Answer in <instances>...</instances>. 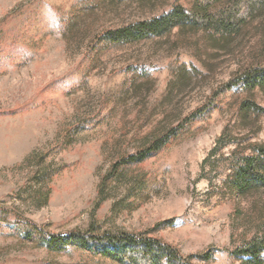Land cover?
I'll return each mask as SVG.
<instances>
[{"label":"rangeland","instance_id":"obj_1","mask_svg":"<svg viewBox=\"0 0 264 264\" xmlns=\"http://www.w3.org/2000/svg\"><path fill=\"white\" fill-rule=\"evenodd\" d=\"M191 1L151 0L140 10L106 0H0V264H116L71 247L37 246L22 238L28 223L45 236L93 221L101 230H152L184 255L208 252V261L194 259L200 264H239L232 251L264 234V190L230 196L224 183L234 145L212 151L225 128L240 134L234 103L244 93L211 95L229 78L231 61L220 57L211 75L173 37L107 47L93 35ZM85 8L92 12L75 30L71 21ZM181 65L207 78L165 101ZM135 77L148 88L126 90ZM209 96L215 108L196 131L138 167L143 188L113 183L98 202L117 138L125 134L122 148L131 152L166 111L179 105L185 114ZM254 99L264 107V92ZM260 125L250 141L264 143V115Z\"/></svg>","mask_w":264,"mask_h":264},{"label":"trees","instance_id":"obj_2","mask_svg":"<svg viewBox=\"0 0 264 264\" xmlns=\"http://www.w3.org/2000/svg\"><path fill=\"white\" fill-rule=\"evenodd\" d=\"M151 3V0H106L107 5H135L140 10L151 8ZM102 5L105 4L102 2ZM91 12L89 8L79 9L71 21L72 28L78 29ZM93 35L107 47L173 37L172 43L177 48L192 49L193 56L211 75L219 66L220 57L229 59L234 68L220 89L213 90L211 95L215 98L223 90L232 88L244 93L245 96L234 103V127L240 134L234 136L225 128L212 151L234 145L230 172L224 183L230 196L243 198L264 190V143L250 141L251 136L260 132V118L264 115V107L254 99L255 91L264 92V0H192L187 7L176 3L166 13L140 16L100 31L94 30ZM139 75L149 77L145 73ZM136 77L126 90L137 93L148 88ZM206 78L199 69L181 65L167 87L165 101L172 99L174 92L181 94ZM213 98L209 96V100L185 114L179 105L166 111L149 132L135 139L131 152L122 148L124 143L127 144L126 135L117 138L115 157L99 180L98 202L105 198L113 183L131 182L133 186L143 188L145 176L138 167L165 146L193 134L197 124L215 108ZM21 234L25 240L51 252L59 253L71 247L116 264H200L194 259L205 262L211 258L208 252L184 255L176 246L154 235L152 230H101L94 221L85 230L48 236L35 224L28 223L22 227ZM232 255L239 264H264V234L251 237L232 251Z\"/></svg>","mask_w":264,"mask_h":264}]
</instances>
